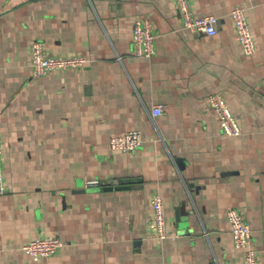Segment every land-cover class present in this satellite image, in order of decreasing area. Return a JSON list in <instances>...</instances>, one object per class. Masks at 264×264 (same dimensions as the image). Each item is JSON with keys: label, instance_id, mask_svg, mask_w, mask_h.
<instances>
[{"label": "crops", "instance_id": "crops-1", "mask_svg": "<svg viewBox=\"0 0 264 264\" xmlns=\"http://www.w3.org/2000/svg\"><path fill=\"white\" fill-rule=\"evenodd\" d=\"M189 2L219 17L216 34L184 28L176 0H0V264H243L229 207L264 264V0ZM238 4L251 55L229 17ZM137 19L156 34L151 56L134 52ZM34 39L88 61L36 75ZM211 92L239 135L223 132ZM154 105L163 112L152 115ZM132 129L139 147L111 148ZM156 194L164 239L151 223ZM48 235L64 242L56 253L35 260L23 250Z\"/></svg>", "mask_w": 264, "mask_h": 264}, {"label": "built area", "instance_id": "built-area-1", "mask_svg": "<svg viewBox=\"0 0 264 264\" xmlns=\"http://www.w3.org/2000/svg\"><path fill=\"white\" fill-rule=\"evenodd\" d=\"M177 10L182 19V25L194 34L214 35L218 31L219 17L214 14L196 15L189 0H176ZM229 17L234 24L243 52L251 55L255 52V38L250 28L246 14V7L242 4L235 5L229 12ZM156 34L152 24L146 19H137L133 24V45L137 55L151 56L154 53ZM88 61L84 55L51 54L46 51L43 42L34 39L31 43V66L36 75H43L51 70L80 68ZM208 101L219 119L220 127L228 135H239L241 128L232 114L227 102L218 92H211ZM163 112L160 105H154L152 115ZM144 141L139 129H132L123 134L114 135L109 144L113 149L130 152L139 147ZM3 148L0 137V194L5 190L3 175ZM96 183V182H94ZM153 216L151 219L154 235L164 239L168 236L166 228V212L160 194H156L152 201ZM230 232L236 248L243 251V264H259L255 249L252 247V231L242 212L236 207L226 210ZM207 233V232H205ZM64 245L63 240L56 235L36 237L23 245V250L33 259L52 255Z\"/></svg>", "mask_w": 264, "mask_h": 264}, {"label": "water", "instance_id": "water-1", "mask_svg": "<svg viewBox=\"0 0 264 264\" xmlns=\"http://www.w3.org/2000/svg\"><path fill=\"white\" fill-rule=\"evenodd\" d=\"M178 163H179V165H182L181 159H178Z\"/></svg>", "mask_w": 264, "mask_h": 264}, {"label": "bare ground", "instance_id": "bare-ground-1", "mask_svg": "<svg viewBox=\"0 0 264 264\" xmlns=\"http://www.w3.org/2000/svg\"><path fill=\"white\" fill-rule=\"evenodd\" d=\"M253 237V236H252ZM252 242V241H251Z\"/></svg>", "mask_w": 264, "mask_h": 264}]
</instances>
